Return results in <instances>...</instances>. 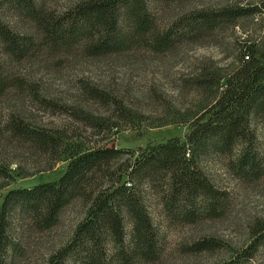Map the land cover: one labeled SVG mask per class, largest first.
<instances>
[{
    "label": "trees",
    "instance_id": "trees-1",
    "mask_svg": "<svg viewBox=\"0 0 264 264\" xmlns=\"http://www.w3.org/2000/svg\"><path fill=\"white\" fill-rule=\"evenodd\" d=\"M188 1L0 0V53L15 62L45 47L55 52L81 47L95 58L137 51L163 55L181 46L213 43L241 21L264 13V0L219 10H196L186 6ZM22 22L32 28L29 33L19 27ZM239 46L233 67L204 65L191 81L202 95L196 109L169 112L156 126H188L183 139L138 151L103 146L67 151L70 137L13 117L10 132L43 152L49 171L64 160L68 167L58 181L12 190L0 203V264H24L29 254L25 232L54 230L75 205L83 209L84 218L71 240L38 264L157 263L164 250L146 202L148 192L173 222L192 226L223 219L230 195L206 175L204 160L224 158L232 174L245 182L264 178V161L251 128L253 118L264 119V39L247 37ZM18 83L3 77L0 67V99ZM90 95L105 100L94 89ZM74 114L88 128L102 127L89 115ZM126 176L132 187L124 182ZM0 178L12 176L0 170ZM18 224L23 233L16 230ZM258 226L247 249L222 264H249L254 259L264 247V222ZM217 248L219 243L203 240L187 250Z\"/></svg>",
    "mask_w": 264,
    "mask_h": 264
},
{
    "label": "rangeland",
    "instance_id": "rangeland-1",
    "mask_svg": "<svg viewBox=\"0 0 264 264\" xmlns=\"http://www.w3.org/2000/svg\"><path fill=\"white\" fill-rule=\"evenodd\" d=\"M259 1L189 0L186 6L219 10ZM256 18L241 21L235 30L221 34L213 43L181 46L163 55L137 51L95 58L81 47L56 52L45 47L15 62L0 53L2 76L19 81L0 99V170L14 179L0 178V203L12 190L58 181L68 167L64 160L49 171L43 152L12 135L9 127L13 117L33 128L70 137L67 151L98 146L138 151L173 138L183 139L189 133L188 126H156L169 112L193 111L200 105L202 95L191 81L200 75L204 65L231 68L236 64L240 41L247 37L264 39V13ZM19 27L28 33L32 29L23 22ZM93 89L105 100L92 99ZM75 112L101 121L102 127L88 128ZM251 128L264 161V119L253 118ZM202 167L218 188L229 193V212L223 219L184 225L170 220L160 201L148 192L146 202L164 250L154 264L230 261L247 249L254 231L264 222V178L245 182L232 174L224 158L216 155L204 160ZM130 181L126 176L124 182ZM83 218V209L75 205L54 230L44 234L26 231L23 237L29 254L24 264H38L69 243ZM20 227L16 225V230L23 233ZM203 240L215 241L221 248L188 252L187 247ZM249 264H264V247Z\"/></svg>",
    "mask_w": 264,
    "mask_h": 264
},
{
    "label": "built area",
    "instance_id": "built-area-1",
    "mask_svg": "<svg viewBox=\"0 0 264 264\" xmlns=\"http://www.w3.org/2000/svg\"><path fill=\"white\" fill-rule=\"evenodd\" d=\"M256 20H258V18H257ZM247 59H248V58H247ZM127 186H128V187H132V184H131V183H127Z\"/></svg>",
    "mask_w": 264,
    "mask_h": 264
}]
</instances>
